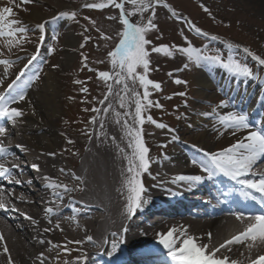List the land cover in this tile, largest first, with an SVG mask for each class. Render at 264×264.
<instances>
[{
  "label": "rangeland",
  "instance_id": "rangeland-1",
  "mask_svg": "<svg viewBox=\"0 0 264 264\" xmlns=\"http://www.w3.org/2000/svg\"><path fill=\"white\" fill-rule=\"evenodd\" d=\"M20 2L21 0H14L13 3H9V0H0V4L12 7L18 15L17 20L21 24L17 26L26 27L28 30L23 34L24 39L21 41L23 46L21 47H17L19 44L9 48L5 46L7 38H0V59L13 61L10 66H7V72H5L6 66L0 64V78H5L4 82L10 84L23 71L22 79L18 83L28 80L36 81L37 87L34 90L36 95L40 94L45 83L52 86L53 94L56 96V113L49 119L59 139L56 149L62 152L66 166L74 168L78 164L79 155L84 156L87 151L84 150V145L87 144L85 149H88L93 138L94 125H91V120L96 118L98 113L93 109H99L100 101L105 100V95L108 93V84H111V79L105 82L98 78V73L103 71L113 73L107 54L119 42L118 33L122 31V25L119 22L120 10L109 5L102 9L91 8L81 12L82 8H87L84 6L86 4L106 2V0H30V2L17 7L16 5ZM164 3L170 5L177 17L171 11L169 13L168 8L157 5L152 21L156 28L146 34V39L151 42L146 45L150 60L146 76L160 84L159 90L151 85L148 86L149 99L153 104L146 106L142 112L145 117L142 130L153 161L171 154L169 143L162 147L158 145L162 143L161 141L172 140L174 134H182L179 139L186 146L198 145L202 147L203 141L208 140L206 141L207 148L213 152L228 146V144L231 145L232 142L237 143L244 140V136L249 132L247 130H242L235 137L228 134L227 130L211 129L202 133H196V131L197 127L201 126V122H205L213 115V109L217 111L221 108V101L227 102V106L231 107L228 94L222 89L219 81L221 76L224 78V83L232 82L233 87L235 86L234 90L238 93L241 92L242 96L248 91L255 92L258 99L261 100L264 97V65H260L253 57H246L244 48L243 50L233 49L231 56L236 60L246 62L252 70L253 76L232 75L225 70L210 67V73H217L218 77H212L213 83L203 89L197 82V77L200 75L198 70L202 65L198 66L194 62L192 66L197 70L196 72H192L189 66L183 72V68L189 60L186 55L178 51V48L188 47L190 44L197 49L205 48L203 51L208 55L219 53L225 59L229 48L226 41L222 39L228 38L227 40L264 57V0H164ZM132 9L133 6L125 0V10ZM62 12H75L77 15L74 18L61 16ZM78 13L80 14L78 15ZM150 16H152V11L148 10L143 15L136 13L130 19L133 22L140 21L146 24ZM108 17H115V19ZM185 17L192 23V28H199L203 33L211 34V37L216 35L222 38V42L205 38L195 34L194 31V33L190 32L191 27L183 19ZM41 24L44 25L43 31L38 27ZM101 34L110 37V39H103ZM41 35L44 37L43 40L40 39ZM68 37H70V43ZM80 39L84 40L82 50L78 48ZM160 46H167L172 55L151 51L153 47ZM33 55H36V60L28 68H25L24 66L28 64V60ZM68 57H71L69 62H67ZM82 57L88 59L83 65L81 61L79 64V59ZM74 71L80 81L73 85L77 94L69 93L72 80L70 73L73 74ZM138 72L143 74V68L138 69ZM182 76V83H176V80L181 81ZM235 82H237L236 85H234ZM130 83L142 98L143 86L138 80L135 84L132 81ZM243 83H246L244 87ZM27 84L30 83L27 82ZM83 88H86L87 91H82ZM180 93L184 95H180ZM70 94H73V100L67 98V95ZM121 96L124 97L126 107H120V97L116 102V107L121 114L130 113L128 116H123L130 126L133 95L129 91L123 92ZM247 96L249 95L242 99H246ZM156 103H159L161 107H155ZM111 105L112 108L103 114V127L100 126L104 137L107 133L113 102ZM234 112L241 113L246 117L252 113L249 106L243 108L242 103ZM196 113L198 114L194 116ZM258 113L259 117L264 114V102H262ZM147 115L151 116L156 123L149 122ZM156 124H164L166 127L158 128ZM88 128H92V131ZM236 137H238L237 140ZM185 165L189 166L187 162ZM190 168L193 169V166L191 165ZM71 239L73 241L75 238L72 235H69L68 238H61L54 232L49 238L50 243L43 244L34 252L38 257V262L66 264L71 261L79 254L77 244L73 243ZM152 240L154 239H150V242ZM147 241V238H140L133 245H120L113 255L118 256L127 250L144 246ZM68 242L73 246L67 247L65 252L59 249L60 245L69 244ZM136 243L141 245L137 244L138 246H136ZM154 245L155 243H153ZM159 248L162 249L161 245ZM100 250L101 248H98V251ZM41 251L46 253L47 259L42 258L40 254L37 255ZM78 258L81 257L78 255L73 262L80 260ZM38 262L36 264H40Z\"/></svg>",
  "mask_w": 264,
  "mask_h": 264
},
{
  "label": "bare ground",
  "instance_id": "bare-ground-1",
  "mask_svg": "<svg viewBox=\"0 0 264 264\" xmlns=\"http://www.w3.org/2000/svg\"><path fill=\"white\" fill-rule=\"evenodd\" d=\"M68 40L70 43V37ZM70 59L71 57H68L67 62ZM4 80L5 78H0V93L7 95L8 84ZM211 81L207 71L197 77L198 85L203 89H206ZM127 83L132 89L130 81ZM111 84L113 94L101 104L99 108L101 111L95 118L90 147L81 162L82 165L80 164L81 166L75 170L66 166L62 152L56 149L59 139L49 119L56 113V96L53 94L52 86L45 83L38 95L34 94L37 82L31 89L26 84L20 87L15 86L16 90H22L25 93L24 99L17 100L15 104V107L22 111V116L13 121L0 118V123H5L9 130V138L4 142L12 152V155L6 159H0V163L10 168L13 163L19 164V169H12V176L22 182L10 183L11 177H0V183L3 185L1 189H4L8 204L7 208L0 209V237H2L0 264L34 263L36 258L33 251H37L40 246L48 242L54 232L64 238L72 235L76 242L79 241L77 243L79 254L86 258L74 264H96L98 258L109 256L113 241L117 243V246L124 243L134 244L140 238H147V242H150V237L158 240V233H167L170 229H175L177 235L183 231L187 236L195 237L198 244H207L211 250L228 240V237L242 232L249 223H253L235 222L233 219L216 215V212L222 210L230 211L231 206L252 207L253 203L248 199L246 204H242L238 198L242 186L222 173L217 172L213 178L208 179L205 171L201 170L196 174L188 168L184 160L186 157L195 159V162L207 161L208 157L193 152L196 147L189 149L181 146L178 138L172 141L174 153L158 158L156 161L149 160V179L145 181L147 172L142 173L140 177L147 189L144 198L148 199V203L129 217L126 211L128 192L124 182L130 175L127 171L128 160L125 157L132 154V148L129 147L132 137L126 135L124 128L126 119L123 116L117 123L116 113L120 112L117 110L116 102L124 92L123 84H115L114 79H111ZM225 87L228 90L231 89L230 84ZM11 91L15 93V89ZM240 99V96H233L231 101L236 105ZM112 102L113 109L109 115L108 129L104 137L100 131L104 114L102 109ZM257 102L258 99L255 98L252 104ZM256 107L258 108V105ZM232 111L233 109L227 106L221 107L215 112L213 119L206 120L197 127L196 133L211 129H226L228 134L235 137L238 130L226 128L218 120L219 115ZM134 116L135 106L130 126L141 129V125L135 122ZM253 121L254 118L249 122L253 123ZM261 128L264 130L263 125ZM258 130L261 129L258 128ZM181 135L177 134V137ZM206 141H203L202 146L205 153H214L207 148ZM234 144L236 142L232 143ZM17 145H21L23 150L16 147ZM147 156L148 159L151 158L150 152ZM263 158L264 156L260 157L252 166L250 173L241 179H258L264 176V168L261 166ZM32 164L38 165L39 171L34 170L31 167ZM178 176H201L203 179L199 183L177 181L175 178ZM51 183L66 185L70 191H65L63 187L52 188L49 186ZM212 189L221 191L219 196L214 197L218 204L220 203L219 209L213 212L207 208L205 211H196V206H204L203 203L209 200L204 201L202 196L197 195L212 193ZM222 191L228 195L225 196ZM9 193H11L10 196ZM88 199L97 202V206H84L83 201ZM49 207L53 209L52 213L45 211ZM184 213L189 214L185 218H177L178 216L169 219L158 218L160 215ZM151 215L153 217L149 218ZM208 215L216 216L206 220L204 216ZM150 219L153 220L149 221ZM33 220L36 223H33ZM46 228L49 231L46 232ZM113 233L116 235L113 236ZM89 236L91 240L87 239ZM150 243L146 246L150 247ZM99 245L102 247V252L94 255ZM5 248L7 252L4 251ZM231 249V252L227 248L221 249L217 256L222 258L228 255L231 259L238 261V264H252L258 257L264 256V244L258 241L248 240L242 244H234ZM40 254L47 258L45 252L41 251ZM108 261L113 264H175L170 257L168 259L156 254L135 252L127 258L124 256Z\"/></svg>",
  "mask_w": 264,
  "mask_h": 264
},
{
  "label": "snow or ice",
  "instance_id": "snow-or-ice-1",
  "mask_svg": "<svg viewBox=\"0 0 264 264\" xmlns=\"http://www.w3.org/2000/svg\"><path fill=\"white\" fill-rule=\"evenodd\" d=\"M14 0H9V3H13ZM30 2V0H21L17 7H20L23 3ZM133 6L132 10H125V0H106V2L100 3H90L84 5L88 8L102 9L109 5L120 10L119 22L122 25V31L118 33L119 42L115 47L108 52V57L110 58V64L113 68V73L107 71L99 72L98 78L103 79L107 82L110 79H114V83L119 85L123 84V91L125 93L131 90L132 95L136 97L135 99V116L134 120L138 125H143L145 122V117L142 112L145 110L146 106H151L153 102L149 99L148 86L151 85L155 89H160V84L153 82L148 79L146 73L149 71V51L146 45L151 42L146 39V34L151 29L156 28V25L152 22L155 17V9L157 5H162L168 8L169 11L175 16L176 13L171 9L170 5L164 3V0H127ZM152 11V16L148 18L146 24L136 21L133 22L130 17L136 13ZM205 11H208L205 9ZM13 15L12 7H2L0 8V38H7L5 46L11 48L19 45L24 39V35L28 30L26 27L17 26L21 22L18 20L10 19ZM61 16H71L75 17L76 13L62 12ZM109 19H115V17H108ZM55 19V18H54ZM87 19V18H86ZM38 27L43 31L44 25H38ZM195 31L201 35H207L203 33L201 29L196 28ZM19 34V35H18ZM102 38L107 40L110 37L104 36ZM41 40L44 39L43 35L40 37ZM212 39H217L213 36ZM231 48L232 45L228 44ZM152 52L164 53L165 55L171 56L172 53L168 50L167 46L153 47ZM178 51L187 56L189 61L195 62L198 66L203 63H215L221 64L223 67L228 69L233 75L251 77L253 76L252 70L247 64L234 59L232 56H228L225 60L219 53L208 55L203 50L197 49L189 44L188 47H179ZM245 51H248L245 49ZM36 55H33L29 60L28 64L24 67L28 68L34 60H36ZM260 65H264V59L256 56L254 57ZM86 59V58H85ZM13 61L8 59H0V64L5 65V72H7V66H10ZM187 67V65H185ZM143 68V74L138 72V69ZM23 71L17 75L16 80L8 84V94L0 93V118L6 119L7 121H13L18 117L22 116V111L16 107H9V103H15L17 100H23L24 94L22 90H16L15 93L11 90L15 88L17 82L22 79ZM139 81L140 85L143 86L144 92L143 97L140 98V94L133 89H130L127 81H132L135 84ZM176 83H182L180 80H176ZM75 83H80V81H75ZM186 83V82H185ZM82 91H87L86 88L81 89ZM113 94V85L108 84V93L105 95V100L100 101L101 104L105 103L109 95ZM119 95V93H116ZM180 95H184L180 93ZM142 101H146L145 105ZM155 107H161L159 103L154 105ZM227 102L221 101L220 107H226ZM120 107H126L124 103V97L120 96ZM112 108L111 104L102 109L103 112L107 113L109 109ZM93 111H101V109H93ZM215 112L216 109H213ZM130 113L125 112L123 114L116 113L117 123H119V118L122 116H128ZM147 120L151 123H156L151 116L147 117ZM219 122L226 128H233L236 130L248 129L250 127L247 117L241 113L228 112L223 115L218 116ZM158 128H165L164 124H156ZM101 127H103V121H101ZM124 128L126 129V135L132 137L129 141V147L132 148L131 156H126L128 160L127 171L130 174L125 178V187L128 192L126 211L129 217L134 215L138 209H141L145 204L148 203V199L144 198V194L147 189L144 187L142 180L140 179L142 173L148 172L150 161L148 159L149 149L145 146L142 138V129L133 128L124 122ZM9 138V130L5 123H0V159H6L8 156L12 155V152L6 146L5 139ZM247 141V142H245ZM71 143V141H69ZM16 147L21 148V145ZM243 150V151H241ZM208 157L207 161L201 162V168L207 173V178H213L217 172L229 177L230 179L236 181L242 187L240 189L241 195L245 199H250L258 202L262 207H264V176L258 179H241L248 175L251 171L252 166L257 162V160L264 156V130H254L250 131L244 140L238 141L236 144L230 146L229 148L223 149L219 153H205ZM195 163V162H194ZM31 167L34 170L39 171V166L32 164ZM19 169L20 165L13 163L10 167H6L5 164L0 163V177H11L9 182H14L20 184L22 181L16 179L12 176V169ZM49 179V178H46ZM177 181H190L194 183H199L203 177L201 176H178L175 178ZM52 188L63 187L65 191H70L66 185H59L56 183H51L49 185ZM255 193H259L258 198ZM9 196L11 193L8 194ZM225 196L228 193H224ZM59 198V196H58ZM8 207L6 197L3 189H0V209H5ZM15 210V209H13ZM47 213H52L53 209L51 207L45 210ZM238 221H243L246 217L243 213H233ZM31 219V217H26ZM254 220L253 223H249L245 229L224 241L219 247L209 250V246L203 243H197L196 238L192 236H187L185 232L181 231L179 235L176 234L175 229H170L167 233H158V242L163 245L168 251V256L175 262V264H238V261L231 259L230 256L225 255L222 258L217 256V253L221 249L227 248L231 252V246L234 244H242L245 241L260 242L264 244V214L255 215L251 217ZM33 223H36L34 220ZM59 227V225H57ZM49 231V229H45ZM126 231V229H125ZM116 234L113 233V236ZM211 234H209L210 236ZM2 239V237H0ZM88 240L92 238L87 237ZM121 242H123L121 238ZM44 243V241H41ZM50 243V242H49ZM79 243V241H77ZM251 247V245H249ZM117 248V243L113 241L112 251L108 255H112ZM7 252V248L4 249ZM86 257H81L78 259H85ZM11 264V262H9ZM43 264V261H41ZM67 264V262H66ZM252 264H264V256L258 257Z\"/></svg>",
  "mask_w": 264,
  "mask_h": 264
}]
</instances>
